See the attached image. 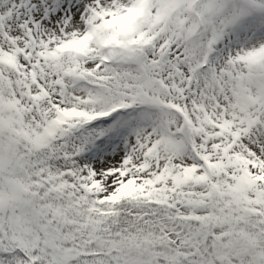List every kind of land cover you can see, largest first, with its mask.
<instances>
[{"label": "snow or ice", "instance_id": "1", "mask_svg": "<svg viewBox=\"0 0 264 264\" xmlns=\"http://www.w3.org/2000/svg\"><path fill=\"white\" fill-rule=\"evenodd\" d=\"M0 264H264V0H0Z\"/></svg>", "mask_w": 264, "mask_h": 264}]
</instances>
